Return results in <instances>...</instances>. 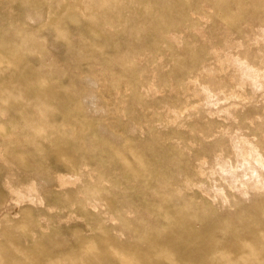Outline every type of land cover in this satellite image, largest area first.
Segmentation results:
<instances>
[{
  "label": "rangeland",
  "instance_id": "374dc122",
  "mask_svg": "<svg viewBox=\"0 0 264 264\" xmlns=\"http://www.w3.org/2000/svg\"><path fill=\"white\" fill-rule=\"evenodd\" d=\"M262 22L264 0H0V264H182L171 230L142 226L151 184L139 168L152 171V153L136 144L152 142L153 121L183 99L217 121L252 92L263 109L264 89L250 83L213 106L201 92L184 98L178 82L208 53L211 77L233 73L227 54L257 49L243 31ZM228 38L239 47L218 50ZM82 161L96 170L86 186L67 175ZM236 184L214 175L203 193L228 208ZM257 195L264 188L244 199Z\"/></svg>",
  "mask_w": 264,
  "mask_h": 264
},
{
  "label": "bare ground",
  "instance_id": "6f19581e",
  "mask_svg": "<svg viewBox=\"0 0 264 264\" xmlns=\"http://www.w3.org/2000/svg\"><path fill=\"white\" fill-rule=\"evenodd\" d=\"M251 26L243 31L248 38L246 43L249 47L256 42L258 48H249L243 56L227 54L228 63L234 65L230 75L210 76L207 60L210 53L204 57L206 63L201 69L189 67L184 72L190 73L181 71L178 82L184 98L197 97L201 92L208 104L214 106L218 101H211L213 97L228 102L236 98L235 90H245L247 83L254 91L264 89V22L257 29ZM240 43L241 40L228 38L217 49L225 51L239 47ZM253 95L254 92L248 94L242 103L220 107L217 112L224 114L222 121L212 118V111L202 112L199 102L189 104L183 99L169 104L165 115L155 119L147 132L152 142L136 144L152 153V171L139 168L140 177L146 174L151 184L149 217L142 221V226L171 230L167 247L171 248V258L179 263L264 260V198L257 195L250 202L244 199L252 188H264V108L256 107ZM158 149L160 153H156ZM87 166L82 161L79 173L68 172L69 179L79 177L78 181L85 186L91 184L96 170L86 172ZM214 175H226L227 180L239 182L242 187L243 196H232L231 207L216 205L203 193ZM56 179L63 182L66 177L60 174ZM101 180L100 176L96 182ZM79 190L88 199L90 193ZM221 193L218 189L215 195ZM253 250L258 254H252Z\"/></svg>",
  "mask_w": 264,
  "mask_h": 264
}]
</instances>
